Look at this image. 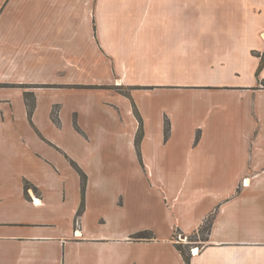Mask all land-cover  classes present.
<instances>
[{
	"label": "crops",
	"instance_id": "crops-1",
	"mask_svg": "<svg viewBox=\"0 0 264 264\" xmlns=\"http://www.w3.org/2000/svg\"><path fill=\"white\" fill-rule=\"evenodd\" d=\"M263 53L264 0H0V264H186L214 209L190 264H264Z\"/></svg>",
	"mask_w": 264,
	"mask_h": 264
},
{
	"label": "trees",
	"instance_id": "trees-1",
	"mask_svg": "<svg viewBox=\"0 0 264 264\" xmlns=\"http://www.w3.org/2000/svg\"><path fill=\"white\" fill-rule=\"evenodd\" d=\"M263 64H264V53L261 56L259 65L257 67V70H256V73L257 74H259V72H260ZM261 84L264 87V79L261 80ZM110 87L113 88V89H115L116 91H119V92H122V93H124L126 95H129V90L132 89V88L138 87V86L112 85ZM122 88H124L125 90L124 91L119 90V89H122ZM31 99L32 98H31L30 94L29 93H26V100H27V105H28L29 112H31V110L33 108V102H32ZM134 110H135V114L137 115V118L139 120V127H138V131L136 133V136H135V146H136L138 155H140V143H141V139H142V135H143L142 121H141V118L139 117V114L136 111L135 107H134ZM52 114H55L54 109L52 111ZM54 119L57 121V118L56 117H54ZM168 132H169V128L166 127L164 129V138L165 139H167V137H168ZM80 174H81L82 192H83L84 191V183H85L86 176L84 175L83 172H81ZM83 205L84 204H83V200H82L81 203H80V205H79L77 214H79V213L82 212ZM215 211H216V209H214L212 212H210L208 214V216L205 218V220L203 221V223L198 227V229H196V230H194V231H192L190 233H185L187 235V238H189V241H194V240L195 241H197V240L206 241L208 239V234H209V231H210V228H211V225H212V221H213V217H214ZM178 232L179 233H182L178 228H176L173 231V233H172V239L175 242L176 248L182 254V256H183L186 264H190L189 254L187 253V251L185 249L186 246L189 249V246L188 245H183V243L180 242V241L179 242L176 241V237H177ZM133 237L138 238V239H149V238H152L153 237V234H152V232L150 230H143V231H139V232L135 233L133 235ZM197 237H201V238L198 239Z\"/></svg>",
	"mask_w": 264,
	"mask_h": 264
},
{
	"label": "rangeland",
	"instance_id": "rangeland-1",
	"mask_svg": "<svg viewBox=\"0 0 264 264\" xmlns=\"http://www.w3.org/2000/svg\"><path fill=\"white\" fill-rule=\"evenodd\" d=\"M125 8V7H124ZM119 90H121V91H124L125 89L124 88H122V89H119ZM135 111V110H134ZM137 116V115H136ZM139 121V120H138ZM142 121V120H141ZM164 129L168 126V124H165L164 123ZM143 130V129H142ZM137 131H138V129H137ZM137 133V132H136ZM169 134H170V129H169V132H168V136H169ZM201 135V131L200 130H197L196 132H195V134H194V141L196 140L197 141V139L199 138V136ZM168 138V137H167ZM246 178V177H245ZM245 178H242V180H241V184L243 185V184H247V182L246 183H243V180L245 179ZM248 179H250V178H247V180ZM205 220V219H204ZM183 233V232H182ZM178 234H179V232H178ZM177 234V235H178ZM184 234V233H183ZM198 239H200L201 237H197ZM176 240H178V237H176ZM195 241V240H194ZM194 241H189V238H187V240H185V241H180V242H182L183 243V245H188V246H190V248L192 247V246H194V245H196V244H198V245H203V242L204 241H201V240H197L198 242H194ZM200 241V242H199ZM179 242V241H178ZM185 249L187 250V246L185 247Z\"/></svg>",
	"mask_w": 264,
	"mask_h": 264
},
{
	"label": "built area",
	"instance_id": "built-area-1",
	"mask_svg": "<svg viewBox=\"0 0 264 264\" xmlns=\"http://www.w3.org/2000/svg\"><path fill=\"white\" fill-rule=\"evenodd\" d=\"M246 180H247V178H245V179L243 180V183H246ZM177 237H178V240H176V241H185V240H187V235H186V234H183V233H179V234L177 235ZM194 242H198V241H194ZM199 242H200V241H199ZM201 248H202V245L200 246V245H198V244L192 246L191 248H189V253H190V255H195V254H197L198 251H199V249H201Z\"/></svg>",
	"mask_w": 264,
	"mask_h": 264
},
{
	"label": "bare ground",
	"instance_id": "bare-ground-1",
	"mask_svg": "<svg viewBox=\"0 0 264 264\" xmlns=\"http://www.w3.org/2000/svg\"><path fill=\"white\" fill-rule=\"evenodd\" d=\"M246 182L248 183V182H249V180H246Z\"/></svg>",
	"mask_w": 264,
	"mask_h": 264
}]
</instances>
